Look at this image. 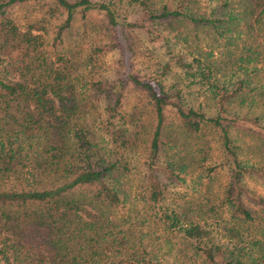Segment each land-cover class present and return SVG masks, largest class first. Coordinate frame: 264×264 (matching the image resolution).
I'll return each mask as SVG.
<instances>
[{
    "label": "trees",
    "instance_id": "obj_1",
    "mask_svg": "<svg viewBox=\"0 0 264 264\" xmlns=\"http://www.w3.org/2000/svg\"><path fill=\"white\" fill-rule=\"evenodd\" d=\"M116 3L0 0V264H159L143 237L130 239L127 220L114 218L125 174L137 177L134 198L155 227L179 236L182 257L264 264V193L255 186L264 184V118L247 110L264 102V85L253 82L262 69L253 62L257 52L243 41L224 67L211 48L195 44L188 59L171 42L172 31L181 33L176 19L191 23L196 39L200 28L219 38L226 30L243 32L251 42L253 32L264 35V0H222L207 11L199 0L159 7L125 0L136 13L132 20ZM91 11L104 17L115 41L86 54L61 50L76 14L82 19ZM133 30L150 48L165 49L143 79L131 71ZM110 50L122 67L111 77L101 58ZM172 68L211 95L210 108L165 84ZM249 90L242 111L236 99L241 103ZM96 131L108 136L103 154L94 146ZM207 136L217 145V163L208 160ZM249 136L260 140L251 158ZM204 162L207 179L225 166L224 181L218 188L205 182L189 197L180 189L184 175Z\"/></svg>",
    "mask_w": 264,
    "mask_h": 264
},
{
    "label": "rangeland",
    "instance_id": "obj_2",
    "mask_svg": "<svg viewBox=\"0 0 264 264\" xmlns=\"http://www.w3.org/2000/svg\"><path fill=\"white\" fill-rule=\"evenodd\" d=\"M153 2L154 6H161L162 4H167L168 6H173L174 0H150ZM116 4L118 5L121 14L127 20H132L136 17V13L131 7L125 4V0L118 1L116 0ZM222 0H199V7L202 11H207L208 6L210 4H219L221 5ZM233 12H238V7L236 4L231 8ZM17 15L22 13L20 9H14ZM34 16L39 15L38 10H34ZM79 14H76L75 20L73 21L70 28L67 30L66 36H64L63 40L65 43L60 44L62 47L61 50L70 51H79V53L86 54L92 47L95 45H100L104 42L109 43L115 41L112 32L109 29V26L106 23L104 17L100 14H97L93 11L89 12L84 18L78 17ZM58 22V21H57ZM52 26H48V31L46 33V42L47 48L49 50L54 49L51 45L52 41ZM174 26L181 33H177L175 31L173 37L171 38V42H176L174 50H178L190 59V47L197 45L198 48H202V51H206L211 48L212 53L216 55V59L219 60L224 67H229L231 65V61L228 59L230 57H238V53L243 41L248 44H251L254 50L257 52L254 55V61L257 67H261L258 72L257 77H253V82H256L260 85H264V35L260 30L253 32L254 36L252 37V41H249V38H242L245 33H241L236 36L235 31L229 30L224 33V38L214 37L210 34L204 33L200 28L196 29V32L199 36L198 39L195 38L194 29L192 28L191 23H186L181 19H176L174 22ZM134 35L133 37V45L136 46L135 56H133V65L131 67L132 73L138 78H146L149 74V70L151 68L156 67L158 65V61H163L160 58V53L164 52L165 49L162 46L160 49L150 48L149 45L145 43L143 40V36L141 34H137L136 31H132ZM172 34V33H171ZM230 36V37H229ZM143 38V39H142ZM232 38V39H231ZM148 46L151 52H148V49L143 48V46ZM59 46V45H57ZM233 53V54H232ZM232 54V55H231ZM119 53L117 50H110L104 56H102V64L104 67H107L106 74L111 77L115 74H120L122 67L119 62ZM246 64L248 62H244ZM85 67V66H84ZM86 68V67H85ZM82 69V71L85 70ZM226 72V71H225ZM250 77V73H249ZM165 84H174L175 86L181 87L182 92L185 94L186 98H193L195 104L197 102H201V105L204 108H210L209 104L212 103L211 95L205 90H199L198 86L194 83L188 81V79L183 77L182 72L178 68H172L168 74H166L164 78ZM246 87L252 86L253 83H249V78H247ZM202 89V88H201ZM251 94L249 90V94L246 95V98L239 103L238 99H236L239 108L242 111L246 110V107L249 106L246 99ZM188 95V96H187ZM249 114L254 115L256 113H260L261 119L264 118V102H261L258 107H250ZM168 112L169 126L173 127L174 117L172 115L173 109L166 110ZM250 124V122H249ZM263 132V130H261ZM264 133V132H263ZM209 139V151H208V160L211 162H219V156L217 145L214 142V139L211 136H207ZM95 147L97 148L99 153H105L107 146H109L108 136L103 133L100 134L97 131L95 132ZM260 140H253L249 136V158H251L253 149L256 150ZM198 144H200L198 142ZM253 146V147H251ZM167 151L173 152L174 149L167 148ZM244 154L248 155V150H244ZM206 163H202V166L193 167L190 171H188L184 175V181H182L180 185V189L185 190L187 196L192 197L196 194L204 185L205 182H208L215 188H218L220 183L224 181L225 176V166L218 168V171H213L214 174L212 177L207 179L205 168L203 166ZM200 174V181L196 180V175ZM136 178L134 175L125 174L122 176L119 185V192L122 198V205L120 208L114 209V218L121 217L122 219H126L129 229L131 230L130 239L136 241L137 239L143 237L141 240L142 245L148 250L151 259L159 264H201V261L198 256L194 255L189 257V255L182 257L178 253V248L176 244V240L179 238L178 235L168 234L167 231L161 228H156L152 218L145 212V210L141 209V202L134 198V190L136 184ZM252 184V181H249ZM201 183V186L199 185ZM256 189L264 193V184L255 182ZM141 211V212H139ZM187 253V251H186Z\"/></svg>",
    "mask_w": 264,
    "mask_h": 264
}]
</instances>
